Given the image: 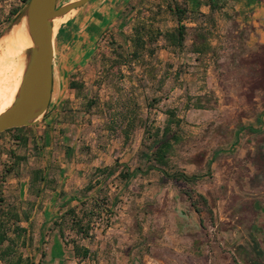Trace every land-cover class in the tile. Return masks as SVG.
Returning a JSON list of instances; mask_svg holds the SVG:
<instances>
[{"label": "rangeland", "instance_id": "1", "mask_svg": "<svg viewBox=\"0 0 264 264\" xmlns=\"http://www.w3.org/2000/svg\"><path fill=\"white\" fill-rule=\"evenodd\" d=\"M26 2L0 0V34L17 14L11 11ZM173 2L91 0L70 13L63 26L75 19L74 29L88 25L84 31L93 35L82 63L66 64L64 73L83 87L68 83L45 118L0 135V195L17 207L28 228L33 240L23 253L33 260L264 264V43L248 41L252 27L242 24L235 1L226 0L203 19L214 52L179 50L163 37L177 25L168 8ZM94 18L96 23H87ZM141 23L161 34L145 33V48L132 58L130 38ZM185 23L194 25L190 13ZM72 32H61V51H67L63 45ZM21 71L15 64L2 82ZM89 99L95 103L86 108ZM167 110L180 123L166 169L200 175L196 182L136 169L146 166L144 124L162 128ZM17 134L28 135V141L17 140ZM122 164L132 171L126 180L118 176ZM34 168L44 169L38 195L29 187ZM87 184L95 187L86 198L105 197L112 214L108 226L106 214L95 219L94 237L80 240L90 255L78 259L67 242L75 236L69 216L61 214L78 204L72 198Z\"/></svg>", "mask_w": 264, "mask_h": 264}, {"label": "trees", "instance_id": "2", "mask_svg": "<svg viewBox=\"0 0 264 264\" xmlns=\"http://www.w3.org/2000/svg\"><path fill=\"white\" fill-rule=\"evenodd\" d=\"M230 2V0H229ZM226 3V0L220 2L215 0L210 3V10L208 13H202L199 11L188 12L185 6L179 5L173 2V5H168L169 10L173 11L177 25L174 30L166 31L163 33V37L169 43V45L179 49H187L191 53H196L198 55H203L206 53H213L214 46H212L209 38V31L203 26V19H210V15L216 9H221L222 5ZM19 9H14L11 11V15L14 16ZM191 15V22L194 23L192 26H188L185 21L188 14ZM61 28L57 34L55 44H59V38L61 34ZM151 33L150 37L154 35H160V31L152 32L151 29L147 28L144 23L136 25L134 28V33L131 36V42L133 49L130 53V57L135 58L139 55L142 49L145 48L147 42L144 38V34ZM189 39L190 43L187 45L185 41ZM69 88H82L83 84L75 79H70ZM93 99H89L86 102V108L91 106ZM167 119L165 125L160 127H155L151 123L146 122L144 124L143 135L141 138V145L146 149V159L145 168L137 167L136 169H144L148 171L150 169H157L166 177L175 179L177 181L184 182H196L200 175H188L182 170H168L166 166L168 164L170 155L174 152L175 144L179 141V135L177 134L175 127H178L180 120L177 118L174 110H167ZM29 126L13 127L8 128L0 133L14 131L17 129L27 128ZM131 128V123L129 127ZM16 139L22 142H27L28 135L17 134ZM24 159L23 156H16V160L20 161ZM100 169V168H99ZM106 169V168H104ZM98 170V171H104ZM10 171V170H8ZM112 170H107V174L113 173ZM104 173V172H103ZM132 171L126 164L121 165V170L118 173L122 179L126 180L131 175ZM45 180L44 169L34 168L31 170L29 187L38 195L40 192L39 184ZM95 187V184H87L82 192L78 195H74L72 199H76L78 204L70 206L62 214V218L69 216L71 227L75 232V236H72L67 240L72 245V253L75 258L85 259L90 255V250L88 247L81 243L82 237H94V223L96 218H100L102 213L106 214V226L109 225L110 216L112 211L109 206H107V200L105 197H95L88 200L87 193ZM86 193V194H85ZM203 203H206V199L198 194L197 195ZM91 201V203L89 202ZM195 210L200 212V209L195 206ZM27 218V214L24 215ZM20 213L14 204L5 203L4 199L0 195V264H44L40 259L38 261L33 260V257L28 254L23 253V248L29 246L32 243V236L26 226L21 223ZM57 224V222H55ZM60 237L64 238V231L59 228ZM21 247V250L19 249ZM42 256L46 255V252H42Z\"/></svg>", "mask_w": 264, "mask_h": 264}, {"label": "water", "instance_id": "3", "mask_svg": "<svg viewBox=\"0 0 264 264\" xmlns=\"http://www.w3.org/2000/svg\"><path fill=\"white\" fill-rule=\"evenodd\" d=\"M91 0H27L0 34L23 19L32 45L24 55V68L11 104L0 113V133L8 128L30 126L45 118L60 96L54 69L55 35L53 19L78 11ZM67 15V16H68ZM66 16V17H67ZM65 17V18H66Z\"/></svg>", "mask_w": 264, "mask_h": 264}, {"label": "crops", "instance_id": "4", "mask_svg": "<svg viewBox=\"0 0 264 264\" xmlns=\"http://www.w3.org/2000/svg\"><path fill=\"white\" fill-rule=\"evenodd\" d=\"M179 5H183L187 8L188 12H202L208 13L210 10V3L215 0H171ZM222 1V0H218ZM237 4V9L241 12V21L242 24H248L252 27V31L248 38L252 40V44L254 43H264V0H234ZM243 12V13H242ZM73 23H76V20H71L68 25H62V31L67 29H72L73 32L70 35V40L67 44H64L63 47L67 48V51L62 48L61 45H56L54 43V69L57 71V82L56 86L60 90L59 101L61 100L63 93L67 90L68 85V78L66 77L67 74V65L68 63H74L80 65L82 63V57L86 54V48L89 45V40L93 35L87 34L84 30L87 28L86 25L84 28H76L73 27ZM87 23H96L95 18L90 19ZM247 41V42H248ZM93 48L89 46V51ZM69 75V73H68ZM75 79L74 77H72Z\"/></svg>", "mask_w": 264, "mask_h": 264}, {"label": "bare ground", "instance_id": "5", "mask_svg": "<svg viewBox=\"0 0 264 264\" xmlns=\"http://www.w3.org/2000/svg\"><path fill=\"white\" fill-rule=\"evenodd\" d=\"M67 15L68 13L62 17H55L53 19L54 31H56ZM31 45V38L27 32L23 19L15 23L0 38V46H2L0 52V113L13 101L24 68L25 51ZM15 64L21 66V73H14L12 77H8L2 82L8 71L14 67Z\"/></svg>", "mask_w": 264, "mask_h": 264}]
</instances>
